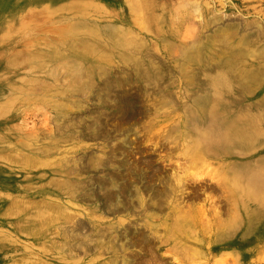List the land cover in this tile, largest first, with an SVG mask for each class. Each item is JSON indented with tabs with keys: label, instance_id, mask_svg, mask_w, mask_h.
Wrapping results in <instances>:
<instances>
[{
	"label": "bare ground",
	"instance_id": "1",
	"mask_svg": "<svg viewBox=\"0 0 264 264\" xmlns=\"http://www.w3.org/2000/svg\"><path fill=\"white\" fill-rule=\"evenodd\" d=\"M142 1L145 5L129 2L133 7L125 11L102 0H59L46 10L71 4L72 10L83 13L97 11L118 16L154 6L148 5L153 0ZM101 35H90L94 45L102 41ZM258 37L257 34L245 40L244 48L234 47L235 40L230 36L206 41L197 59L226 57V61L217 66L207 64L212 75L207 81L197 82L192 68L185 67L187 86L179 92L184 98L179 104L184 113L175 117V134L163 126L161 132L149 138L158 136L170 150L180 152H170L153 164L150 158L135 161L123 150L126 158L122 156L117 161L122 146L108 143L107 155L94 158L95 168L103 166L109 170L103 182L92 184H98L97 188L88 190L90 183L76 171L77 167H64L58 160L44 157L50 156L47 152L55 153L56 148L39 155L36 148L30 153L16 147L22 154L14 153L13 144L5 143L10 134L4 132L5 140L0 139V202L6 205L0 209V249L30 246L31 257H35L34 253H58L59 238L67 244V238L78 239L86 251L96 249L97 258L108 255L106 264H201L204 253L214 250L217 244L224 252L227 248L224 250L223 246L233 248L231 255L235 257L229 255L228 259L238 261L264 250V66L249 68L245 64L251 56H264V47L254 46ZM91 43L88 37L85 42H76L73 59L80 62L89 57L95 51ZM51 50L52 47L41 56L71 61L65 54ZM43 69L48 70L47 66ZM148 74V83L156 82ZM231 83L238 85L236 95ZM119 85L123 86L121 82ZM50 88L35 97L16 95L11 90L7 98L0 97V117L34 98L51 102ZM247 94L256 95L257 102H247ZM171 102L164 100L161 106H170ZM101 103L104 106L105 99ZM252 107L256 114L250 111ZM116 108L123 122L131 121L138 109L137 98L132 94L122 96ZM96 129L99 137L111 139L112 135L103 131L101 125ZM126 137L124 144L128 142ZM159 143L152 145L156 148ZM18 174L25 177L16 181ZM83 199L96 204L81 206L78 201ZM63 223H73L71 235L58 231ZM87 227L93 233L83 241L79 234H84ZM68 248L74 254L77 246L69 244ZM169 256L172 261H167ZM235 260L232 261L236 263Z\"/></svg>",
	"mask_w": 264,
	"mask_h": 264
},
{
	"label": "rangeland",
	"instance_id": "2",
	"mask_svg": "<svg viewBox=\"0 0 264 264\" xmlns=\"http://www.w3.org/2000/svg\"><path fill=\"white\" fill-rule=\"evenodd\" d=\"M58 1L0 0V97L7 98L11 90L16 95L30 94L32 97L46 94L49 86L53 91L49 95L51 102L34 98L18 104L1 116L0 139L5 140L4 132L7 131L10 135L5 143L10 141L14 153L19 154H22L20 150L23 151V148L28 152L36 148L35 153L38 154L56 148L55 153L51 155L47 152L50 156L44 157L58 160V164L64 167H77L76 171L90 183L88 190L97 188L98 184H92L103 182L105 173L109 171L103 166L94 167L96 156L107 155L108 143L112 147L122 146L118 158H126L121 153L125 150L133 160L150 158L153 164L158 159L163 160V156L170 152L173 155L180 152L170 150V146L158 136L153 140L149 138L164 127L173 133L175 117L184 113L179 105L184 98L179 92L187 86L185 67L192 68L191 73L197 82L207 81L212 76L207 71L210 67L207 64L217 66L226 61V57L197 59L206 41L230 36L235 40L234 47L244 48V41L258 34L254 46L264 47V0H153V3L146 4L154 6L139 10V13H120L118 16L97 11L83 13L72 10L71 4L50 12L46 10L48 5ZM102 1L125 11L134 3L136 6L145 5L142 0H127L128 3L126 0ZM132 1L131 6L129 2ZM24 18L26 23L23 22ZM94 33L104 36L96 45L90 38ZM87 37L95 51L89 57L82 58L84 60L75 61V43L85 42ZM51 47V51L65 54L71 61H55L41 56ZM245 64L249 68L264 66V56H251ZM44 66H47V71L43 69ZM147 72L156 82L148 83ZM229 86L236 95L238 85L231 83ZM131 94L137 98V113H133L131 121L123 122L116 103L122 96ZM256 97L247 94V102H257ZM102 98L105 99L104 106ZM164 100L172 104L162 107ZM250 111L257 113L254 107ZM100 125L103 131L112 135L111 139L105 140L97 135L96 128ZM124 137L128 139L126 144L123 143ZM158 141L161 144L155 148L152 143ZM118 158L115 159L119 161ZM169 170L172 172V169ZM24 177L25 174H18L16 181ZM14 190L18 191V187ZM78 202L81 206L96 204L93 200ZM5 205L1 201L0 209ZM80 218L85 219L82 215ZM58 229L60 233L65 230L71 235L73 223L60 224ZM92 233L91 228L87 227L84 234L82 231L79 235L83 241H87L86 237ZM178 240L175 239L176 242ZM66 241L68 244L59 238L58 253H34L35 257H31L33 251L30 246L16 249L6 246L0 249L3 259L0 264H106L108 255L97 258L98 251H86L81 247V240L71 241L67 238ZM69 244H76L74 254L69 253ZM214 246V250L206 251L201 257V264H264V250L238 261L232 259L235 256L231 255L234 250L230 246H223L224 250L227 248L225 252L220 250L218 244ZM229 255L232 258L228 259ZM172 260V256L167 259ZM183 260L191 263L189 259Z\"/></svg>",
	"mask_w": 264,
	"mask_h": 264
}]
</instances>
